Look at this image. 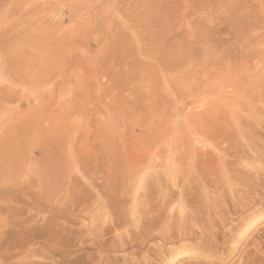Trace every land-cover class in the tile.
<instances>
[{
  "label": "rangeland",
  "instance_id": "1",
  "mask_svg": "<svg viewBox=\"0 0 264 264\" xmlns=\"http://www.w3.org/2000/svg\"><path fill=\"white\" fill-rule=\"evenodd\" d=\"M263 87L264 0H0V264H264V184L229 214H201L235 195L204 190L198 169L210 152L223 173L217 120L238 135L234 116L264 107ZM152 152L184 157L164 169ZM133 198L162 221L173 207V231L161 221L145 248L118 247L139 231L125 230Z\"/></svg>",
  "mask_w": 264,
  "mask_h": 264
},
{
  "label": "bare ground",
  "instance_id": "2",
  "mask_svg": "<svg viewBox=\"0 0 264 264\" xmlns=\"http://www.w3.org/2000/svg\"><path fill=\"white\" fill-rule=\"evenodd\" d=\"M253 85V84H252ZM264 88V87H263ZM263 95V94H262ZM261 95V96H262ZM254 98V97H253ZM260 98H264V97H260ZM242 100V99H241ZM254 100V99H253ZM263 100V99H262ZM264 101V100H263ZM253 102V101H252ZM260 103L262 102V101H259ZM249 104L251 103L250 101L248 102ZM255 103V102H254ZM259 103V105H255V104H250V106L248 105V109L245 111L246 112V114H242L241 113V115L240 116H234V129L235 128H237L239 125H241L242 126V130H240L239 129V134L238 135H236V133H234L233 132V134L231 133L232 132V130H233V128H232V126H230V124H228V125H226V126H222V124L221 123H223V122H219V118H220V116H219V118H218V120H217V127L215 128V130L214 131H216V136H217V140H215L216 142V146H221V145H223V146H225L224 148L225 149H223L222 151H219V153H218V158H219V160H218V162H220V161H222V164H223V166L225 167V164H226V167H225V169H224V171H223V173H222V171L221 170H223V169H221L220 171L218 170L217 171V173H219V174H221L219 177L218 176H216L215 175V177L212 179V178H210V177H207L208 175V172L210 173L211 171L213 172V173H216L215 172V168L217 167H214L213 166V170H211V165H210V163H211V160H210V162H209V158H211V156H212V154L210 153V152H208V153H204V155H205V159L202 157L201 159L199 158V160H201L200 161V167L198 166V169L199 170H201V175H200V181H202L203 182V184L204 185H202V187L204 188V190H206L207 191V188L209 187H213V190H215V191H217V190H224L225 188H228L229 189V192H231V194L232 195H235L233 198H232V200H228L229 198H226L225 196H223V201L222 202H224L225 204H227L226 205V207H224V208H222L221 206H219V204L217 203V201H216V203L214 204V205H212V206H210V205H208V207L207 208H205L204 209V207H203V209L201 210V209H199L200 211H199V213H201V214H209V213H211V212H217V215H219L220 213H223V214H229V213H231V211L232 210H235L236 209V207L239 205H241L242 206V202L245 200V199H247L246 201H248V199H250V198H253L254 196H253V193H256V192H258L259 191V189H263V184H264V150H262V151H260L259 149H255L254 147H253V145L254 144H256V143H258L259 142V140H261L262 142H263V140H264V136H262L263 134L257 129V127H260V130H261V128H264V125H257L256 123V121H258V124L259 123H262V122H264V107L261 105ZM263 108H262V107ZM233 108V107H232ZM235 108V107H234ZM224 109V108H223ZM229 109V108H228ZM235 111V110H234ZM239 111H241V110H239ZM219 112V111H218ZM236 112V111H235ZM234 112V113H235ZM233 113V114H234ZM214 119V118H213ZM223 119H224V117H223ZM230 119V118H229ZM232 119V118H231ZM219 122V123H218ZM232 122V121H231ZM213 124H215V123H213ZM264 124V123H263ZM223 125H225V124H223ZM204 126H206V125H204ZM205 129H207V128H205ZM203 131V130H202ZM205 131V130H204ZM263 131V130H262ZM211 141V140H210ZM260 141V143L259 144H262V142ZM206 142V141H205ZM207 143V142H206ZM205 144V143H204ZM209 144V143H208ZM263 144H264V142H263ZM212 145H214V144H212ZM255 146V145H254ZM203 147V146H202ZM256 148H257V146H255ZM262 147V146H261ZM264 147V146H263ZM215 149V148H214ZM220 149V148H219ZM218 150V149H217ZM211 151V150H210ZM153 153V152H152ZM151 153V154H152ZM169 153H170V151H169ZM175 153V152H174ZM150 154V153H149ZM214 154V153H213ZM147 155H148V153L146 154V156L145 157H147ZM154 155V160L155 159H157V161H154V162H156V164H157V162H161L162 161V163L165 165V166H162L164 169H165V167L167 168V166H166V162H165V160L166 161H169L170 160V157L171 156H167V155H162V154H160L159 152H154L151 156H153ZM252 155V156H251ZM150 156V155H149ZM150 156V157H151ZM174 157L175 158H173L174 160H170L171 162H173L174 164H178V163H180V162H182V160H183V157H182V154L180 155H174ZM253 158V160L254 159H256V161H258L259 163H255L254 164V166H252V165H245V164H242V166H243V168H241V167H235V166H233L236 162H238V161H236V160H240V161H243V163H244V161H245V159H247V158ZM213 158H215V157H213ZM217 158V157H216ZM152 159V158H151ZM142 160V159H141ZM216 160V161H217ZM214 161V160H213ZM235 162V163H234ZM145 164V163H144ZM143 164V165H144ZM176 164V165H177ZM197 164V163H196ZM213 164V163H212ZM222 164H221V166H219L220 168L222 167ZM168 165V164H167ZM219 165H220V163H219ZM237 165V164H236ZM152 166V165H151ZM175 167V166H174ZM140 168V167H139ZM162 168V169H163ZM194 168V167H193ZM134 169H135V167H134ZM141 169V168H140ZM145 169H148V168H145ZM145 169H144V173L146 174V172L148 171L149 172V170H147V171H145ZM217 169V168H216ZM187 171V170H186ZM252 171V172H251ZM260 171H263V172H260ZM3 172V171H2ZM147 172V173H148ZM158 172V171H157ZM183 172V171H182ZM188 172V171H187ZM216 173V174H217ZM2 174V173H1ZM0 174V175H1ZM140 174H141V172H140ZM195 174V173H194ZM200 174V173H199ZM211 174V177L213 176V174L212 173H210ZM131 175V174H130ZM146 175H148V174H146ZM159 175H160V173H159ZM158 175V176H159ZM173 175V174H172ZM196 175V174H195ZM134 176V175H133ZM150 176H152V175H150ZM194 176V175H193ZM198 177V176H197ZM3 178V177H2ZM5 178V177H4ZM156 178L159 180V178H161V176L160 177H157L156 176ZM1 179V178H0ZM157 179H156V181H157ZM184 179V178H183ZM191 179V178H190ZM231 180V182H229ZM188 181V180H187ZM196 181V180H195ZM234 181V183H232ZM236 181L238 182V183H236ZM158 182V181H157ZM156 182V183H157ZM159 183V182H158ZM153 185V184H152ZM160 185V184H159ZM158 185V186H159ZM166 185V184H165ZM146 186H148V185H146ZM156 186H157V184H156ZM6 187V186H5ZM4 187V188H5ZM106 187V186H105ZM1 188V187H0ZM7 188H8V186H7ZM6 188V189H7ZM155 187H153L152 186V188H150V187H146V189H145V191L146 192H148L149 193V191L151 190V189H154ZM161 188V187H160ZM183 188V187H182ZM208 188V189H209ZM158 189H159V187H158ZM262 189H261V191H262ZM128 190V189H127ZM139 190H141V188L139 189ZM155 190H156V188H155ZM162 190V189H161ZM227 190V189H226ZM125 191V190H124ZM124 191H122V192H124ZM137 191V190H136ZM136 191H135V194H137L136 193ZM141 191H143V190H141ZM145 191H144V193H145ZM128 192V191H127ZM134 192V191H133ZM209 192V191H208ZM211 192V191H210ZM218 192V191H217ZM260 192V191H259ZM153 193V192H152ZM223 193V192H222ZM221 193V194H222ZM147 194V193H146ZM151 194V193H150ZM156 194V193H155ZM257 194V193H256ZM145 195V194H144ZM148 195V194H147ZM168 195V194H167ZM165 196L166 198H164L163 199V202L164 203H162V204H166L167 203V198L169 197V196ZM182 195V194H181ZM202 195V194H201ZM215 195H217V194H215ZM222 195H224V194H222ZM229 195V194H228ZM259 195V194H258ZM122 196V195H121ZM125 196V195H124ZM142 196V195H141ZM199 196V195H198ZM231 196V195H230ZM120 197V196H119ZM137 197V196H136ZM136 197H135V199H136ZM228 197V196H227ZM256 197H258V196H256ZM151 198V197H150ZM183 198V197H182ZM217 198V197H216ZM117 199V198H116ZM123 199V198H122ZM128 199V198H127ZM134 198L132 199V203L134 204V206H136V209L135 210H137L136 211V213L131 217V216H129L128 218H131V220L129 221L128 219H125L124 221H128V227L125 229V230H128V232H129V230L131 229L130 228V225L132 224L134 227V231H138V233L137 234H134L132 231H130V232H132V234H130V235H132V236H134V237H132V236H130L129 238H125V237H123L122 236V233L119 235V233H117V231H116V233H114V234H116V235H119L120 237V240H121V243H118V247H121V248H127V246H129L130 244H132V245H138L140 248H145L147 245H146V242L148 241V239H152V237L154 238L155 237V234L154 233H152L153 232V229H155L154 227H157V226H155V224L156 223H161V221H162V215H159V213H162V212H159L158 213V216H160V218H158V219H156V218H153V217H148L149 216V214L147 215V213L149 212L148 210H150V208L152 209V207H150V204L152 203V201H151V203H149V201L147 200V198H146V200L148 201V203L146 202V204H147V208H146V206H145V211L144 212H142V213H140L139 214V212H138V210H139V208L141 207L140 205L142 204V207L144 206V205H146L145 203H144V198H142L143 200V202H139V201H137V200H135ZM188 199V198H187ZM206 199V198H205ZM254 199V198H253ZM126 200V199H125ZM134 200V201H133ZM139 200V199H138ZM141 200V199H140ZM150 200H152V198L150 199ZM250 202H251V200H249ZM248 201V202H249ZM253 201H256L255 199L253 200ZM130 202V201H129ZM230 202H233V203H230ZM248 202H247V206H248ZM120 205L122 204V202L120 203V200H119V202H118ZM126 203H127V201H126ZM125 203V204H126ZM131 203V202H130ZM130 203H128V204H130ZM156 203V202H155ZM158 203V202H157ZM160 203V202H159ZM223 203V204H224ZM127 204V205H128ZM152 204H154V200H153V203ZM151 204V205H152ZM175 204V203H174ZM117 206L116 207H118L119 206V208L118 209H123V208H125L124 206H122V207H120V205H118V204H116ZM123 205V204H122ZM126 205V206H127ZM163 205V206H164ZM197 205V204H196ZM137 206H139V208H137ZM206 206V205H205ZM245 206V205H244ZM244 206H243V208H244ZM246 206V207H247ZM132 207V206H131ZM130 207V208H131ZM200 207V206H199ZM245 207V208H246ZM155 208V207H154ZM160 208V207H159ZM163 208H165V207H163ZM202 208V207H201ZM240 208H242V207H240ZM240 208L239 209H237V210H240ZM132 209L134 210V208L132 207ZM142 209V208H141ZM148 209V210H147ZM124 210V209H123ZM130 210V209H129ZM129 210L127 211V212H129ZM132 210V211H133ZM143 210H144V208H143ZM172 210V211H171ZM173 210H174V208L173 207H171L170 208V212H172L171 213V215L169 216V218H167L166 217V215H165V217H164V219H163V221L162 222H164V223H166V225H167V227L170 229V230H172L173 229V227L175 226V225H177V222H176V218H175V216H173ZM236 210V211H237ZM158 211V210H157ZM157 211H156V213H157ZM160 211V210H159ZM165 211H166V209H165ZM192 211V210H191ZM235 211V212H236ZM13 212V211H12ZM141 212V211H140ZM254 212V211H253ZM130 213V212H129ZM129 213H127V215L129 214ZM134 212H132V214H133ZM144 213V214H143ZM151 213H152V211H151ZM219 213V214H218ZM124 214V213H123ZM126 214V213H125ZM131 214V213H130ZM129 214V215H130ZM155 214V213H154ZM153 214V215H154ZM165 214V213H164ZM163 214V215H164ZM182 214V213H181ZM183 214H184V212H183ZM183 214H182V216H183ZM187 214V213H186ZM215 214V213H214ZM118 216V215H117ZM120 216V215H119ZM118 216V218L120 219L121 218V216L119 217ZM123 216H126V215H123ZM122 216V217H123ZM152 216V215H151ZM157 216V215H156ZM168 216V215H167ZM189 216H191V214L189 215ZM127 217V216H126ZM183 217H187V215H185V216H183ZM214 217V216H213ZM116 218V217H115ZM117 218V219H118ZM180 218H181V215H180ZM188 218V217H187ZM186 218V220H187V222H188V219ZM116 219V220H117ZM117 220V221H115L116 223H115V225L116 224H120L121 225V223L123 222H121L120 220ZM113 220H114V217H113ZM123 220V219H122ZM185 218H182L181 219V221H184V224H183V222H179L180 224L177 226V228L179 229V234H178V232H177V236L179 237V239H180V236H184V235H186L185 237H188L187 236V234L189 233V232H187L189 229H191V227H189V229H187L186 227L189 225V223L188 224H186L185 223ZM200 220H201V218H200ZM178 221V220H177ZM189 221H190V219H189ZM195 221V220H194ZM49 222V221H48ZM196 222V221H195ZM199 222V221H198ZM112 223H114V221L112 222ZM125 223V222H124ZM211 223V222H210ZM18 224V223H17ZM215 223H212V225H214ZM125 225V226H126ZM157 225V224H156ZM195 225H197V224H195ZM211 225V224H210ZM117 226V225H116ZM119 226V225H118ZM160 226H165L164 224L163 225H160ZM209 226V225H208ZM97 227V226H96ZM100 228V227H99ZM108 228V227H107ZM107 228H102V229H100L99 231H96V233H97V236L100 238L101 236H103V235H105L106 236V234L108 233V229ZM135 228L136 229H138V230H135ZM161 228V227H160ZM176 228V227H175ZM174 228V229H175ZM28 229V228H27ZM193 230H194V228H192ZM208 229V228H207ZM211 229V228H210ZM132 230V229H131ZM163 230V229H162ZM111 231V230H110ZM173 231V230H172ZM190 231V230H189ZM33 232V231H32ZM93 232V231H92ZM129 232V233H130ZM166 232V231H165ZM176 231H174V233H175ZM207 232V231H206ZM173 233V232H172ZM210 233H211V230H210ZM92 234V233H91ZM95 234V233H94ZM134 234V235H133ZM192 234V232H190V235ZM166 235H169L168 236V240L171 238L170 237V235H171V232L169 233L168 232V234H166L165 233V236ZM176 235H175V237H173V238H175V239H173V240H176ZM192 236H195L194 234H192ZM190 237V236H189ZM242 237V236H241ZM83 238V237H82ZM107 238H109V237H107ZM84 239V238H83ZM83 239H81L82 241H83ZM103 239H105V238H103ZM166 239H167V237H166ZM98 240V239H97ZM187 240V239H186ZM18 241V240H17ZM81 241V242H82ZM84 242V241H83ZM178 242V241H177ZM56 243V242H55ZM67 243V242H66ZM94 243V242H93ZM97 243H99V241L97 242ZM109 240H102V241H100V243L98 244V245H96V246H98V247H100V249H109V247L111 246H109ZM110 243H111V241H110ZM117 243V242H116ZM57 244H60V243H58L57 242ZM65 244V243H64ZM83 244V243H82ZM119 244H120V246H119ZM161 244V243H160ZM40 245V244H39ZM61 245V244H60ZM66 245V244H65ZM41 246V245H40ZM64 246V245H63ZM154 246V245H153ZM196 246V245H195ZM52 247V246H51ZM118 247H116V248H118ZM134 247V246H133ZM129 248H130V246H129ZM148 248V249H147ZM146 249H147V253H150V254H152L151 252H154L156 249L153 247V248H151V246L150 247H147ZM55 250V253H57V252H59V251H61V250H57L56 248H54ZM107 249V250H108ZM125 249H123V250H125ZM119 250V249H118ZM122 250V249H121ZM151 251V252H150ZM162 251V250H161ZM132 252H136V251H132ZM157 252V251H156ZM139 253V252H138ZM146 253V254H147ZM155 253V252H154ZM184 253V252H183ZM211 253V252H210ZM133 255H135L134 253H132ZM145 254V255H146ZM158 254H160V253H158ZM145 255H144V257H145ZM148 255V254H147ZM153 255V254H152ZM152 255H151V260H152ZM116 258H117V256L118 255H114ZM112 257V256H110L109 258H103V257H100L99 258V260L97 261L98 262V264H114L115 262V260H117V259H119V256H118V258L116 259L115 257ZM89 257V256H88ZM92 257V256H91ZM147 257V256H146ZM145 257V258H146ZM178 257V256H177ZM71 258V257H70ZM90 258V257H89ZM124 258H125V261H126V264H127V262H131L132 263V261H135V260H131V259H129V258H126L125 256H124ZM148 258V257H147ZM146 258V259H147ZM143 259V258H142ZM175 259V258H174ZM57 260H58V258H57ZM89 260V259H88ZM88 260L87 261H85V262H88ZM92 260V259H91ZM91 260L89 261L90 263L89 264H91ZM93 261V260H92ZM144 261V260H143ZM149 261H150V259H149ZM114 262V263H113ZM138 262L140 263V264H143L142 263V261H140V260H138ZM96 263V262H95ZM147 263H148V261H147ZM50 264V263H49ZM88 264V263H87ZM145 264V263H144ZM149 264V263H148Z\"/></svg>",
  "mask_w": 264,
  "mask_h": 264
}]
</instances>
